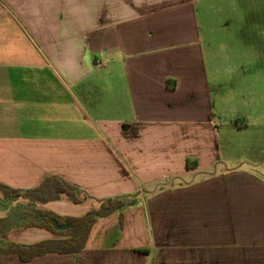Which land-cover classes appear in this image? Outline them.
I'll return each instance as SVG.
<instances>
[{
	"label": "crops",
	"instance_id": "0c3cea01",
	"mask_svg": "<svg viewBox=\"0 0 264 264\" xmlns=\"http://www.w3.org/2000/svg\"><path fill=\"white\" fill-rule=\"evenodd\" d=\"M251 1L0 0V184L86 195L35 204L59 216L124 202L76 255L0 264H264V117L239 106ZM28 202L0 194V219Z\"/></svg>",
	"mask_w": 264,
	"mask_h": 264
},
{
	"label": "trees",
	"instance_id": "16d2710c",
	"mask_svg": "<svg viewBox=\"0 0 264 264\" xmlns=\"http://www.w3.org/2000/svg\"><path fill=\"white\" fill-rule=\"evenodd\" d=\"M65 192L71 194L74 203H80L82 199L87 198L82 192L56 177H48L38 187L23 191L0 184L3 201L12 202L18 198L29 201L26 209H14L5 218L0 219V235L13 228H39L54 236L52 239L30 245L0 241V255H15L22 263L46 254L76 255L84 248L89 232L98 218L124 207L122 198L100 200L97 201L96 210H90L80 217L59 216L35 208L36 203L54 201Z\"/></svg>",
	"mask_w": 264,
	"mask_h": 264
},
{
	"label": "rangeland",
	"instance_id": "374dc122",
	"mask_svg": "<svg viewBox=\"0 0 264 264\" xmlns=\"http://www.w3.org/2000/svg\"><path fill=\"white\" fill-rule=\"evenodd\" d=\"M261 42H264V0H254L249 2V65L246 67L247 60L237 62L244 64L249 71V93L239 106L249 109L252 120L264 117V79L256 47V43Z\"/></svg>",
	"mask_w": 264,
	"mask_h": 264
}]
</instances>
